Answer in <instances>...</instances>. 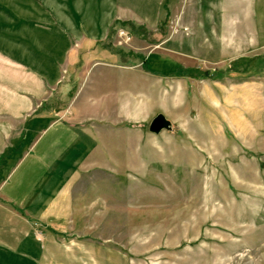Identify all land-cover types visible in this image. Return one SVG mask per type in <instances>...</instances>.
I'll list each match as a JSON object with an SVG mask.
<instances>
[{"label":"rangeland","instance_id":"1","mask_svg":"<svg viewBox=\"0 0 264 264\" xmlns=\"http://www.w3.org/2000/svg\"><path fill=\"white\" fill-rule=\"evenodd\" d=\"M54 1L0 0V48L16 56L23 51L30 60L51 57L52 36L38 37L36 23L52 28ZM59 1L60 17H75L68 0ZM246 2L236 26L207 24L212 14L224 22L225 0H165L154 29L121 21L111 26L102 45L122 60L144 66L151 53L166 57L168 46L198 52V70L178 73L202 81L190 82L184 115L157 106L158 114L175 116L167 128L148 129L157 113L136 125L140 168L83 175L94 182L92 207L76 240L107 246L109 264H264V0ZM194 18H204V25H187ZM63 29L61 92L39 108L66 113L81 80L68 56L91 46ZM122 29L129 41L119 36ZM180 34H190V42L177 40ZM166 35L175 37L165 43ZM100 178H109L108 186H96Z\"/></svg>","mask_w":264,"mask_h":264},{"label":"crops","instance_id":"2","mask_svg":"<svg viewBox=\"0 0 264 264\" xmlns=\"http://www.w3.org/2000/svg\"><path fill=\"white\" fill-rule=\"evenodd\" d=\"M164 1L68 0V10L76 14L62 18L56 0L52 9L58 13L48 23L52 28L46 31L45 24L36 23L38 37L52 36L51 57L30 60L23 51L16 56L0 48V264H109L107 246L76 240L83 233L78 223L92 207L88 202L94 182L83 175L140 168L141 131L136 125L154 116L157 106L184 115L190 82L202 81L178 73L180 67L198 70V52L193 56L168 46L166 57L151 53L142 66L102 45L120 21L154 29ZM225 1L224 22L212 14L207 24L243 23L236 12L247 0ZM194 19L187 25L205 23ZM62 26L82 47L91 46L82 55L68 56L82 78L76 77L66 113L39 108L48 95L61 92ZM187 35L177 40L190 42ZM174 37L166 35L165 43ZM164 117L173 124L175 116ZM108 183L109 178H100L95 185Z\"/></svg>","mask_w":264,"mask_h":264},{"label":"water","instance_id":"3","mask_svg":"<svg viewBox=\"0 0 264 264\" xmlns=\"http://www.w3.org/2000/svg\"><path fill=\"white\" fill-rule=\"evenodd\" d=\"M169 124L168 120L162 114H157L151 119L148 129L153 133H157L160 130L167 128Z\"/></svg>","mask_w":264,"mask_h":264},{"label":"built area","instance_id":"4","mask_svg":"<svg viewBox=\"0 0 264 264\" xmlns=\"http://www.w3.org/2000/svg\"><path fill=\"white\" fill-rule=\"evenodd\" d=\"M119 36L124 39V41H129L131 38L130 33L123 29L119 31Z\"/></svg>","mask_w":264,"mask_h":264},{"label":"trees","instance_id":"5","mask_svg":"<svg viewBox=\"0 0 264 264\" xmlns=\"http://www.w3.org/2000/svg\"><path fill=\"white\" fill-rule=\"evenodd\" d=\"M117 23H119V22H117ZM125 24V23H124Z\"/></svg>","mask_w":264,"mask_h":264}]
</instances>
